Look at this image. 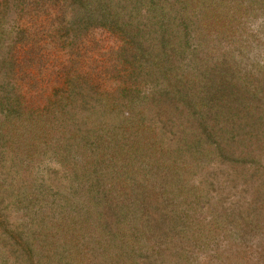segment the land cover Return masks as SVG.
Instances as JSON below:
<instances>
[{
	"label": "trees",
	"instance_id": "1",
	"mask_svg": "<svg viewBox=\"0 0 264 264\" xmlns=\"http://www.w3.org/2000/svg\"><path fill=\"white\" fill-rule=\"evenodd\" d=\"M150 29L127 21V43L108 61L105 80L67 72L51 102L37 47L24 42L21 54L5 53L4 73L28 81L31 93L14 84L2 107L0 161L8 155L10 162L9 179L0 172V264H74V257L186 264L202 233L228 231L229 240L245 243L254 227L264 230V57L237 68L226 56L200 55L198 43L185 60L173 40L182 34L154 31L145 40ZM142 68L150 79L144 88ZM49 115L56 127L44 121ZM23 119H38L37 129ZM7 125L21 130L19 147L12 149ZM216 176L238 181L249 203L225 214L217 199H204ZM183 182L200 204L194 211L186 199L190 219L181 209ZM208 257L202 264H212Z\"/></svg>",
	"mask_w": 264,
	"mask_h": 264
},
{
	"label": "rangeland",
	"instance_id": "2",
	"mask_svg": "<svg viewBox=\"0 0 264 264\" xmlns=\"http://www.w3.org/2000/svg\"><path fill=\"white\" fill-rule=\"evenodd\" d=\"M102 1L105 3L100 0H0V64L6 52L10 55L20 50L21 54L27 49L23 46L24 42L34 44L37 47L35 57L42 60L46 70L42 74L49 78L44 82L46 90L44 97L47 96L51 102L56 92L60 98L66 88L62 76L67 72L80 75L87 70V75L93 73L92 76L100 77V81H103L102 75H106L103 70L110 67L108 61L114 59L116 50L122 48V43H127L125 41L127 36L122 30L127 21L137 23V26L144 30L151 28L145 40L149 35L162 30L171 35L182 34L184 38L173 40L184 47L185 52L182 56H186L185 60L191 57L190 53L198 43L201 44L200 55H207L210 61L226 56L236 67L253 62L255 56L259 60L264 57V0ZM92 10L99 12L91 14ZM146 13H150L151 17H145ZM20 38H23V41L14 46ZM145 74V68H142L138 77L142 88L148 86L150 81L148 75L144 77ZM14 84H17L23 93H31L28 81L23 85L14 82L0 65V119L3 117L2 107L5 98L10 96V89ZM54 104L58 109L57 96ZM50 117L49 115L44 121L48 120L50 123L51 120L52 126L56 127L54 124L56 122ZM37 121L38 119H23V123H27L32 133L37 129ZM3 130L8 132V137L12 139L10 141L12 149L25 141L16 139L17 134H21L20 129L7 125ZM51 130L55 131L53 128ZM50 136L47 135V143ZM4 142L2 145H5ZM31 151L35 157L38 151L33 152V149ZM9 162L8 155L3 156L0 161V172L2 168L7 179L9 172L6 165ZM216 178L218 182L214 183V191L205 193L204 199H208L210 203L217 199V204L227 207L225 214L231 206H237L241 202L249 203L238 181L235 184L226 176ZM183 183L186 185L179 186L183 194L181 197L184 203L181 206L183 215L186 206L199 211L200 204L193 202L196 192L191 195L192 189H187V182ZM188 192L190 195L187 198ZM186 199L190 204L185 206ZM206 206H203L201 211L210 213L209 208H204ZM184 216L190 219L186 214ZM205 234L204 238L202 233L200 238H195V242L190 243L191 255L187 254L186 264H202L200 258L202 254L208 255V260L212 264L215 262L225 264L230 259L238 264H264L262 228L254 227L253 234L245 243L238 241L237 237L229 240L228 231L216 229ZM64 235V239L74 240L69 233ZM76 252L78 254L80 249H76ZM191 252L195 253L196 259L198 257V262L194 260ZM75 259L77 257L72 260L74 264H88L84 257L79 263ZM101 264L114 263L107 260Z\"/></svg>",
	"mask_w": 264,
	"mask_h": 264
}]
</instances>
